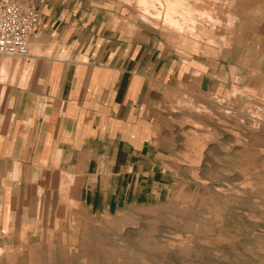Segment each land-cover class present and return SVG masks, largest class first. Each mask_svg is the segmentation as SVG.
Listing matches in <instances>:
<instances>
[{"label": "crops", "instance_id": "obj_1", "mask_svg": "<svg viewBox=\"0 0 264 264\" xmlns=\"http://www.w3.org/2000/svg\"><path fill=\"white\" fill-rule=\"evenodd\" d=\"M15 1L39 21L26 56L0 54L1 249L42 250L71 205L149 202L181 97L233 81L264 92V0H236L218 46L143 23L124 0Z\"/></svg>", "mask_w": 264, "mask_h": 264}, {"label": "rangeland", "instance_id": "obj_2", "mask_svg": "<svg viewBox=\"0 0 264 264\" xmlns=\"http://www.w3.org/2000/svg\"><path fill=\"white\" fill-rule=\"evenodd\" d=\"M235 1L124 4L143 23L218 46L232 33ZM177 104L171 170L158 173L149 202L112 215L71 205L40 237L42 250L0 248V264H264V92L233 81Z\"/></svg>", "mask_w": 264, "mask_h": 264}, {"label": "built area", "instance_id": "obj_3", "mask_svg": "<svg viewBox=\"0 0 264 264\" xmlns=\"http://www.w3.org/2000/svg\"><path fill=\"white\" fill-rule=\"evenodd\" d=\"M39 15L30 3L0 0V54L26 56L38 35Z\"/></svg>", "mask_w": 264, "mask_h": 264}]
</instances>
